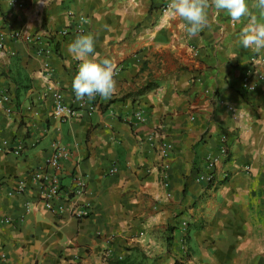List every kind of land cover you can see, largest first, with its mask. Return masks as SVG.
Listing matches in <instances>:
<instances>
[{
  "label": "crops",
  "instance_id": "obj_1",
  "mask_svg": "<svg viewBox=\"0 0 264 264\" xmlns=\"http://www.w3.org/2000/svg\"><path fill=\"white\" fill-rule=\"evenodd\" d=\"M17 1L21 7L0 0V264H264V80L253 91L240 82L251 56L264 74V51L237 44L247 18L233 22L209 7L207 26L189 37L162 13L169 0ZM247 2L257 14L255 0ZM78 14L88 19L86 32L74 28ZM67 26L48 55L14 36ZM81 34L93 35L98 57L116 64L107 99L78 101L72 91L79 62L67 46ZM147 84L144 94L126 96ZM56 91L77 111L67 121L54 116ZM222 137L227 154L219 156ZM55 141L70 153L54 201L62 212L44 206L31 177ZM208 157L218 160L216 185L206 189L195 179ZM75 176L86 188L68 200ZM82 206L90 213L77 219Z\"/></svg>",
  "mask_w": 264,
  "mask_h": 264
},
{
  "label": "clouds",
  "instance_id": "obj_2",
  "mask_svg": "<svg viewBox=\"0 0 264 264\" xmlns=\"http://www.w3.org/2000/svg\"><path fill=\"white\" fill-rule=\"evenodd\" d=\"M225 13L233 22H247L240 28L237 44L257 54L264 51V0H255L257 14L253 15L247 0H169L165 14L170 20L181 21L180 27L189 37L197 36L208 24V9ZM95 38L81 34L67 46L68 53L78 61L71 88L78 101L97 96L109 98L115 91L116 64L110 58H99Z\"/></svg>",
  "mask_w": 264,
  "mask_h": 264
},
{
  "label": "built area",
  "instance_id": "obj_3",
  "mask_svg": "<svg viewBox=\"0 0 264 264\" xmlns=\"http://www.w3.org/2000/svg\"><path fill=\"white\" fill-rule=\"evenodd\" d=\"M11 4H16L17 6H22V3L17 0H10ZM167 4H164L161 8L162 13H165ZM72 14V13H71ZM77 25L74 27L77 32H86L88 24V19L82 15L78 14L77 16ZM80 23V24H79ZM70 26L64 27L57 31H47L45 33H34L30 35L23 36L19 33H14V36L23 37L28 41H32L37 45V53H42L48 55L49 53H54V44L56 43V37H64L70 31ZM47 37V38H46ZM260 58L256 56H251L249 59V64L244 70L240 82L243 90L253 91L259 82L264 80V74L259 72L256 68L257 62ZM56 102L54 106V116L60 121H67L76 115L77 111L70 105L65 104L61 101V95L58 91L54 93ZM3 101L8 103L10 101L8 95H2ZM86 102V100H84ZM89 109L92 110L94 105L91 103L88 105ZM6 112H11V107L9 105L5 108ZM138 119L144 120V116L140 111L136 112ZM154 135V134H153ZM169 143L162 142L160 145V153L162 157H167L170 151ZM2 150V149H1ZM22 146H18L13 150L15 155L21 153ZM227 154V147L225 145L224 137L221 138V145L219 148V156H224ZM70 153L68 149L62 145L60 142L55 141L52 144V152L45 159L44 163L34 169L31 172V177L38 184L40 190V198L42 203L47 209L54 210L57 212L64 211L62 205H54V201L61 198L63 188L61 186V176L63 171V162L68 159ZM218 160V157H208L207 159V171L200 173L196 177V182L201 183L204 187L213 188L216 184V177L213 173V168ZM167 183H165L166 185ZM86 188V181L81 176L74 177V187L68 193H65V196L68 200L74 199L76 195L83 193ZM26 190V183L24 180H19L16 191L23 192ZM73 215L77 219L87 217L90 213V207H77L73 210ZM4 222L9 223L10 218H3ZM190 231V222L186 218L183 220L179 226V239L178 246L182 256H187L189 252L188 239Z\"/></svg>",
  "mask_w": 264,
  "mask_h": 264
},
{
  "label": "trees",
  "instance_id": "obj_4",
  "mask_svg": "<svg viewBox=\"0 0 264 264\" xmlns=\"http://www.w3.org/2000/svg\"><path fill=\"white\" fill-rule=\"evenodd\" d=\"M153 86L152 85H145L140 90H138L135 93L127 94L126 96H138L140 94H144L145 92L149 91ZM109 264H143L141 262H135L134 260H131L129 258L119 259L115 261H109ZM175 264H180L179 262H175Z\"/></svg>",
  "mask_w": 264,
  "mask_h": 264
}]
</instances>
